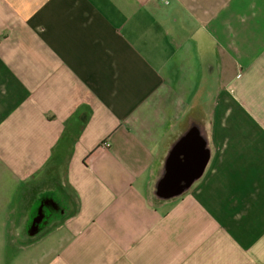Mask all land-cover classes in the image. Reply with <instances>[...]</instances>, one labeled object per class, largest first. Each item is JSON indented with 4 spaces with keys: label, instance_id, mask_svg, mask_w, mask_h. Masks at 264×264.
I'll list each match as a JSON object with an SVG mask.
<instances>
[{
    "label": "crops",
    "instance_id": "crops-1",
    "mask_svg": "<svg viewBox=\"0 0 264 264\" xmlns=\"http://www.w3.org/2000/svg\"><path fill=\"white\" fill-rule=\"evenodd\" d=\"M0 264H264V0H0Z\"/></svg>",
    "mask_w": 264,
    "mask_h": 264
},
{
    "label": "built area",
    "instance_id": "built-area-1",
    "mask_svg": "<svg viewBox=\"0 0 264 264\" xmlns=\"http://www.w3.org/2000/svg\"><path fill=\"white\" fill-rule=\"evenodd\" d=\"M163 3H168V0H161ZM101 144L103 145V147H109V143L108 141H104V142H101Z\"/></svg>",
    "mask_w": 264,
    "mask_h": 264
}]
</instances>
